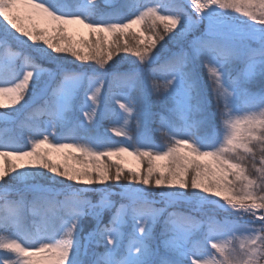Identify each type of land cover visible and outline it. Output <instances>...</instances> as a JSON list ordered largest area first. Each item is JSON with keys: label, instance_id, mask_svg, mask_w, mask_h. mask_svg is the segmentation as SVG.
I'll use <instances>...</instances> for the list:
<instances>
[{"label": "snow or ice", "instance_id": "1", "mask_svg": "<svg viewBox=\"0 0 264 264\" xmlns=\"http://www.w3.org/2000/svg\"><path fill=\"white\" fill-rule=\"evenodd\" d=\"M0 122V264H264V0H0Z\"/></svg>", "mask_w": 264, "mask_h": 264}, {"label": "trees", "instance_id": "2", "mask_svg": "<svg viewBox=\"0 0 264 264\" xmlns=\"http://www.w3.org/2000/svg\"><path fill=\"white\" fill-rule=\"evenodd\" d=\"M188 39H191V36L188 37ZM163 43V42H162ZM183 43V42H181ZM178 47H179V44L175 43V42H172V41H168L167 44H166V48H169L171 49L172 51H176L178 50ZM159 52H160V55L161 56H164V55H167V52H165L164 50L160 49L159 46H158V49H157ZM135 59V57H130L128 61H122V68L121 70H126L128 65H129V62L130 60H133ZM201 71V75H203L205 77V79H207V76H206V73L204 72L203 69L200 70ZM250 87L252 88V90L254 91H258L259 90V84L258 83H254L252 85H250ZM103 91V90H102ZM209 99H211V95H209ZM152 101V97H149L148 98V103L150 104V107H151V111L152 112H158L160 111V106L159 105H156V104H152L151 103ZM238 104H241L243 105V101L242 100H238L237 101ZM211 110L214 111L215 110V102L213 101L212 105H211ZM97 111L101 114L100 117H98L96 119V123L98 124V128H89L88 130V134L89 135H95L97 134V132H99L100 134H105L106 130L107 129H110L112 126H113V123L112 121L116 120L118 118V115H119V109H118V105H115L114 103L112 105L109 106V111H108V115H107V118L104 117V113H105V106L103 104H101ZM77 115L79 116V118L81 120H85V123H87L85 117L83 116V113L82 112H78ZM21 120H24L25 119V116L24 115H21L20 117ZM37 120L39 121H46L48 118L46 115H40L36 118ZM156 119V118H150L149 120V123H148V127L149 129H152L153 132H152V135H153V139L157 142H162V137H161V133L158 132V131H155V129L157 128V123H153L152 121ZM19 123V121H18ZM219 124V118H215V119H212L211 117H209V120L207 122V124L201 126L200 128L197 129V133L200 134V135H203L205 132H211L213 127L214 126H218ZM5 125L3 122H0V132H2L4 129H5ZM128 131H129V134L130 135H133L135 136L136 134V125H135V122L133 121L129 128H128ZM67 132V130H65V133ZM64 133H62L61 135H63ZM75 134V133H73ZM80 134H83V133H80ZM107 135L108 136H112L111 132H107ZM112 139L114 141H118L120 138L119 137H112ZM61 142H71V141H65V140H62ZM71 163V161H70ZM11 198H15V196L13 195ZM93 200H96L98 197L96 196L95 193H92V197H91ZM118 199V197H117ZM30 218H29V223H30ZM85 226L87 227V223H88V220L86 219L85 220Z\"/></svg>", "mask_w": 264, "mask_h": 264}, {"label": "rangeland", "instance_id": "3", "mask_svg": "<svg viewBox=\"0 0 264 264\" xmlns=\"http://www.w3.org/2000/svg\"><path fill=\"white\" fill-rule=\"evenodd\" d=\"M125 163L129 166H135V160L132 157H126ZM89 196L92 197V193H89Z\"/></svg>", "mask_w": 264, "mask_h": 264}]
</instances>
